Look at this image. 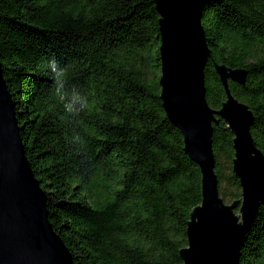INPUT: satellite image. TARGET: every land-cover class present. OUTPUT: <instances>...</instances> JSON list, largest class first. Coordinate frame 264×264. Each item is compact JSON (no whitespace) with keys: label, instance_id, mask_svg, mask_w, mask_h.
<instances>
[{"label":"trees","instance_id":"1","mask_svg":"<svg viewBox=\"0 0 264 264\" xmlns=\"http://www.w3.org/2000/svg\"><path fill=\"white\" fill-rule=\"evenodd\" d=\"M159 15L152 0H0V61L27 157L48 196L50 222L74 264H184L191 212L202 204L201 170L161 101ZM211 58L206 98L226 94L215 65L248 72L232 94L253 112L264 154V0H221L203 17ZM70 69L87 93L83 124L61 119L43 62ZM80 132L78 150L69 142ZM234 135L219 119L213 150L221 198L242 200ZM241 264H264V206Z\"/></svg>","mask_w":264,"mask_h":264},{"label":"water","instance_id":"2","mask_svg":"<svg viewBox=\"0 0 264 264\" xmlns=\"http://www.w3.org/2000/svg\"><path fill=\"white\" fill-rule=\"evenodd\" d=\"M160 17L161 101L181 132L184 150L202 174V204L191 212L184 264H241L246 237L264 206V154L252 135L255 117L231 92L248 72L215 65L226 101L212 109L206 98L205 69L211 58L203 17L221 0H152ZM219 119L234 135L233 172L242 200L226 204L219 192L213 150ZM0 264H74L50 222L48 196L36 178L0 61Z\"/></svg>","mask_w":264,"mask_h":264},{"label":"clouds","instance_id":"3","mask_svg":"<svg viewBox=\"0 0 264 264\" xmlns=\"http://www.w3.org/2000/svg\"><path fill=\"white\" fill-rule=\"evenodd\" d=\"M43 68L48 72L53 80L52 98L56 106L62 108L61 119L70 123L83 124L80 119L82 114H86L91 106V101L87 93L82 92L75 85H70V69L67 65H62L54 56L47 58L43 62ZM69 142L78 146L79 149L86 147L87 141L80 132L73 134Z\"/></svg>","mask_w":264,"mask_h":264},{"label":"rangeland","instance_id":"4","mask_svg":"<svg viewBox=\"0 0 264 264\" xmlns=\"http://www.w3.org/2000/svg\"><path fill=\"white\" fill-rule=\"evenodd\" d=\"M226 203V202H225ZM227 204V203H226ZM228 205H230V204H228Z\"/></svg>","mask_w":264,"mask_h":264}]
</instances>
